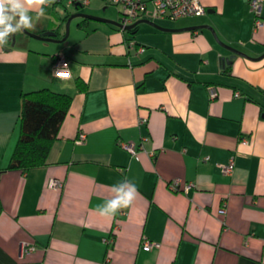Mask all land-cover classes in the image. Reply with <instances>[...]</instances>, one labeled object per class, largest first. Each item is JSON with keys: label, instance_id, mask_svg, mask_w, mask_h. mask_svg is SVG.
<instances>
[{"label": "crops", "instance_id": "obj_1", "mask_svg": "<svg viewBox=\"0 0 264 264\" xmlns=\"http://www.w3.org/2000/svg\"><path fill=\"white\" fill-rule=\"evenodd\" d=\"M201 1L203 15L140 18L170 30L142 22L132 33L77 17L73 38L52 41L57 46L7 38L0 49V264H264V25L255 29L248 0ZM108 4L93 0L86 13L116 14ZM39 7L44 18L32 32L63 38L69 9ZM197 25L214 27L247 56L208 28L183 29ZM61 52L68 77L54 73ZM44 87L72 95L70 109L44 165L9 169L22 94ZM81 132L87 137L78 142ZM122 142H133L136 154ZM232 156L234 171L224 173ZM51 178L64 186L50 187ZM176 178L192 187L173 190ZM124 183L137 189L131 205L101 216ZM144 237L159 245L143 249ZM24 242L36 249L21 259Z\"/></svg>", "mask_w": 264, "mask_h": 264}, {"label": "built area", "instance_id": "obj_2", "mask_svg": "<svg viewBox=\"0 0 264 264\" xmlns=\"http://www.w3.org/2000/svg\"><path fill=\"white\" fill-rule=\"evenodd\" d=\"M93 0H55L54 5H61L68 8L71 5L74 6H85L89 5ZM109 3L117 4L121 6L119 22L122 27L134 23L140 19L146 13H150V16L154 19L157 18H168L176 20L186 16L203 15L207 12L206 5L201 0H150L151 9H149V2L146 0H106ZM250 8L254 13V24L255 29H259L264 25L263 19V2L264 0H248ZM52 4V5H53ZM140 51L143 48H139ZM60 72H64L66 76L58 75ZM55 76L57 77H68L70 75V64L67 56L61 52L58 53L55 61ZM209 93L211 98H215L218 94L215 87H209ZM237 95L239 93H236ZM143 121V120H142ZM86 133L81 132L78 142H83L86 139ZM122 146L129 150L132 154H136L137 148L133 142H122ZM235 168V157L232 156L228 164L222 165V171L224 173H231ZM181 178H176L170 183V187L173 190L187 191L192 187L191 183L181 186ZM48 185L52 188H62L64 181L59 178H51L48 181ZM220 213L224 214L226 209L224 206L220 208ZM158 242L152 241L146 237L143 238L141 246L145 250H150L158 246ZM36 249L35 243L24 242L20 249L19 257L23 259L27 254H30ZM20 264H38L30 261H22Z\"/></svg>", "mask_w": 264, "mask_h": 264}, {"label": "trees", "instance_id": "obj_3", "mask_svg": "<svg viewBox=\"0 0 264 264\" xmlns=\"http://www.w3.org/2000/svg\"><path fill=\"white\" fill-rule=\"evenodd\" d=\"M65 10L68 8L65 7ZM68 16L69 13L63 17V21ZM84 21H88V18H82L80 23ZM135 30L136 26L129 31L133 33ZM77 84L81 90L86 89V85L80 78L77 79ZM71 103L72 95L55 91L49 87L22 94L21 131L8 166L9 169L26 171L47 162L51 146L58 136ZM1 207L0 202V210Z\"/></svg>", "mask_w": 264, "mask_h": 264}, {"label": "clouds", "instance_id": "obj_4", "mask_svg": "<svg viewBox=\"0 0 264 264\" xmlns=\"http://www.w3.org/2000/svg\"><path fill=\"white\" fill-rule=\"evenodd\" d=\"M53 3L55 0H0V49L9 43L7 38L24 30H35L36 23L44 18L43 8L39 6ZM32 10L36 11L35 17L29 15ZM58 75L67 74L60 72ZM136 196L135 185L121 184L116 189L115 198L107 202V207L100 215L114 217L120 209L130 206Z\"/></svg>", "mask_w": 264, "mask_h": 264}, {"label": "water", "instance_id": "obj_5", "mask_svg": "<svg viewBox=\"0 0 264 264\" xmlns=\"http://www.w3.org/2000/svg\"><path fill=\"white\" fill-rule=\"evenodd\" d=\"M77 8H80V6H76ZM88 18V19H91V20H97V21H102V22H106V23H109V24H112V25H115V26H118V27H122L121 23H119L118 21L116 20H113V19H110V18H106V17H101V16H98V15H94V14H89V13H86V12H82V11H78V12H75L73 14H70L68 17H67V20H66V34L63 38H55L56 36V32L54 31H48V32H43V33H40V34H37V33H34L32 31H29V30H24V32L26 34H29L33 37H37V38H40V39H44V40H47V41H64L66 40V38L68 37V34H69V30H70V23L72 22V20L74 18ZM18 19V17H17ZM142 22H146V23H149L159 29H163V30H170L169 28H165V27H162L161 25L157 24L156 22H154L153 20H150V19H139L137 21H135L134 23L132 24H129L127 26H124L123 29L125 30H131L133 29L135 26H137L139 23H142ZM14 26V25H13ZM208 28L212 31V33L214 34L215 38L217 39V41L223 45L224 47L230 49L234 54H241V55H244V56H247V54L237 48H234L230 45H227L225 42H223L218 34L216 33L214 27L210 26V25H197V26H192V27H188V28H183V29H195V28ZM12 39H13V43H15L16 41V34L14 36H12ZM234 55L232 56H229L228 58H224L223 59V64L226 65L228 63H230L233 59ZM264 57V54L260 57L262 58ZM259 59V58H257Z\"/></svg>", "mask_w": 264, "mask_h": 264}, {"label": "rangeland", "instance_id": "obj_6", "mask_svg": "<svg viewBox=\"0 0 264 264\" xmlns=\"http://www.w3.org/2000/svg\"><path fill=\"white\" fill-rule=\"evenodd\" d=\"M119 5H115V4H108V8H113V9H117V12L116 14L114 15H110L107 13L108 10H102L101 11V14L98 15V16H101V17H106V18H110V19H113V20H116L119 22V17H120V13H119ZM68 11L69 13H74L75 11H83V12H86L88 11V5H85V6H82L80 8H76V6L74 5H71L68 7ZM108 16H111V17H108ZM79 18H74L73 21L70 23V30H69V34H68V37L67 39H72L73 38V35H74V31H75V28L77 26V22H78ZM120 23V22H119ZM66 24L64 26V28L61 30V34H65L66 33ZM16 40L17 41H22V40H31V42H33L35 45H38L39 47H44L46 48L47 46H57V44H62V43H54L52 41H47V40H44V39H40V38H37V37H33L29 34H26L24 31L21 32V33H17L16 34Z\"/></svg>", "mask_w": 264, "mask_h": 264}]
</instances>
